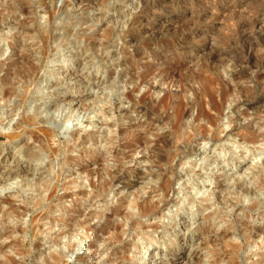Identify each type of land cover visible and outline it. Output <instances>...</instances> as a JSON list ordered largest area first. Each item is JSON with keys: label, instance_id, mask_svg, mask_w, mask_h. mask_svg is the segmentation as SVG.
<instances>
[{"label": "rangeland", "instance_id": "1", "mask_svg": "<svg viewBox=\"0 0 264 264\" xmlns=\"http://www.w3.org/2000/svg\"><path fill=\"white\" fill-rule=\"evenodd\" d=\"M173 1L174 7L151 0L156 15L129 30L130 15L140 12V0H0V11L5 16V23H0L4 34L0 41L1 62L13 53L12 49L26 50L39 57L40 37L48 35L49 57L43 59V67L37 71L23 114L46 117V125L57 134L50 145L63 150L60 156L44 153L38 161L20 160V164L34 167L35 173L43 178L50 174L47 187L39 186L41 194L28 189L18 192L17 181L7 189L0 186V197L10 198L15 209L11 216L0 214V264H49L56 251L68 252L69 240L80 244V249L78 258L67 264H123L118 256L128 253L134 243L140 247L134 254L143 256L144 264H187L186 260L196 254L199 261L191 264H205L211 259L208 249L201 246L208 235L194 234L191 245H186L191 235H184L180 221L187 216L176 215L180 224L171 226L168 215L175 213L176 199L190 191L185 186L186 176H182H191L193 173L188 169L192 166L198 171L199 166L208 165L204 171L207 172L204 190L198 197L204 192L215 197L220 188L232 186L238 178L244 179L248 186L255 180L259 169L250 165L259 159L254 158L253 162L246 159L257 149L264 151V0H220L212 9L200 0ZM225 7H229L224 11L226 14L219 12ZM48 11L54 12L53 18ZM147 28L151 29L133 40L127 36ZM108 29L112 33L105 38L103 34ZM128 60L132 64L124 65ZM151 66L155 73L147 77V82L155 87L138 81L134 91L131 76ZM161 71L165 72L162 76L158 75ZM65 89L72 95L91 93L98 99L94 104L97 107L82 112L70 110V119L69 109L63 105L55 112L45 110L48 104L36 109L37 104L48 100L59 105L56 102L59 96L51 94L59 92L64 96ZM15 100L11 98L6 106L0 104L3 133L13 130L17 123L19 112H8ZM211 102L223 106L213 109ZM180 106L184 108L182 127L177 123ZM200 110L206 117L204 114L197 117ZM209 115L215 118L214 124L207 120ZM182 128L186 130L183 134ZM251 134L258 139L251 142ZM80 140L84 142L82 146ZM0 143L5 153L18 156V147L10 139L2 138ZM28 145L34 147L32 140ZM231 146L236 149L233 155L226 151ZM82 152L87 155L81 157ZM64 154L79 160L62 169L60 161ZM223 164L228 166L221 170ZM167 167L176 170L168 203L158 215L143 219L148 223H167L168 232L158 230L146 243L141 229L134 227L122 237L121 244L112 245V226L121 220L120 216L110 220L97 216L119 210L124 214L119 199L129 197V190L122 189V181L116 179L107 190L101 191L97 175L92 180L96 184L91 185L85 171L103 172L107 180L111 173L118 172L117 175L136 183L134 189L146 187L143 196L150 193L155 200L157 193L150 187L159 183L157 176ZM249 197L236 207H228V213H224L228 215L218 218L212 226L218 233L230 227L231 241L242 245L237 254L240 264H250L259 258L258 236L246 244L244 235L250 233V226L245 224L264 230V194H261L263 208L257 210L245 208ZM25 208L27 214H17L16 211ZM210 211L209 208L206 213ZM202 220L198 216L191 221V230ZM261 236L264 237V231ZM169 245L179 248L163 257L157 256L163 251L170 252ZM260 252L264 260V247ZM108 257L116 261H106Z\"/></svg>", "mask_w": 264, "mask_h": 264}, {"label": "bare ground", "instance_id": "2", "mask_svg": "<svg viewBox=\"0 0 264 264\" xmlns=\"http://www.w3.org/2000/svg\"><path fill=\"white\" fill-rule=\"evenodd\" d=\"M161 2L163 4H169V5L173 6V7L175 5V2L173 0H161ZM200 2L208 4V6L212 9V8L216 7L217 4L219 2H221V1L220 0H200ZM139 3L141 4L140 12H138L137 14H131L130 15V21H129V27L130 28H129V30H132V28H134L136 25H141L144 20H147V19L155 16L156 13H157L155 10H153V6L154 5L152 4L151 0H140ZM228 8L229 7H225V9L223 8L219 12H224ZM61 10H64V8L61 9ZM48 12H49V15L53 18L54 15H55L54 12H50V11H48ZM198 14H200V13H198ZM4 17L5 16L0 11V23L1 22L5 23L4 22ZM220 22H221V20H220ZM0 27H1V25H0ZM1 29H0V41H2V39L4 38V34L1 31ZM149 29H151V28H147L146 30L143 29V30H141L139 32H136V30H135V32H136L135 34L134 33L133 34H127V36L131 37L132 40H133V38H135L139 33L141 35L142 33H145ZM133 31H134V29H133ZM111 33H112V30L108 29V30H105L104 34L103 33L102 34L106 38L108 36H111ZM104 37H103V39H104ZM47 38H48V35L40 37V41H39L40 44L38 46L39 47V53H38L39 57L37 56V58L34 57L32 54H29V52L26 51V50L25 51L17 50L15 52V50L12 49L13 53H11L3 62L0 61V73L3 72V75L0 77V104L3 103L6 106L11 98H15L16 100H15L13 106H11V108L9 109L8 112L11 113V114L14 111H18L19 112V117H18L17 123L14 126V129L9 131V132H7V133H5V132L3 133V132L0 131V139H2V138L10 139L11 142L16 145L15 147L16 148L18 147V156H16V153H5V150H3L0 147V186L3 187L4 189H7V187H10L11 184L13 183V181H17V182H19L18 184H20V185H17V188H16L18 192H23V191L28 189V190H32V191H35L36 193H40L41 194L42 192L40 191L39 186H41V185H45L46 186L49 183L50 179L48 177H50V174H47L48 177H46V178L44 177L43 178L41 175H37L35 173V168L34 167H29L28 165L25 166V165L20 164V160L22 158H26L28 161H38L42 157V155L44 153H48L50 156H53V157L54 156H58V155L60 156L61 154H63L62 148L50 145V143H51L50 141L57 134H56V130L54 128L46 125L47 118L43 117L42 115H40L38 113L23 114V110L26 107L27 101H28V99L31 98V94H32L31 92L33 90L32 86L35 84V80L38 77L37 71L41 67H43L42 66L43 59L45 57H49V49L50 48L48 47ZM103 39H102V41H103ZM100 40L101 39H99V41ZM104 43H106V40H105ZM97 46H99V45H97ZM22 50H24V49H22ZM85 51H87V50H85ZM35 54H36V52H35ZM149 58H150V56H149ZM13 59H15V61H12ZM129 64H132L131 60L126 61V63L124 65H129ZM153 73H155V72H154V69H152V66L150 68L148 67L144 72H142V73H140L138 75L134 76V74H135L134 73L131 76V82L133 83V88L132 89L135 91V89L137 88V84L136 83L138 81L140 82V84L149 85V88H154L155 86H152V85L149 84V82H147V80H148L147 77L149 75L153 74ZM164 73L165 72L161 71V72H158V75L162 76V75H164ZM209 82L212 83L213 81H210V79H209ZM62 85H63V83H62ZM51 87H53V86L51 85ZM182 90H184V89H182ZM224 91H226V89H224ZM63 92H65L64 96H61V94L59 92L51 94L52 95L51 97L59 96V98H57V100H56V102L59 105H55L50 100H48L45 103H41L39 105L37 104V108L36 109L37 110L41 109L42 105L48 104V106L45 107V110H47V112H50V109H52L53 112H55L56 110L60 109L59 106H62V105L65 108L69 109L68 113L70 112V110H79V111L81 110V112L82 111H90V109L94 108L93 106H96L94 104L98 100L97 98H96L97 100L95 99V96H93L91 93L86 92V91L81 92L80 95H72L66 89L63 90ZM226 92H224V93H226ZM127 98H129V100H130L131 92L129 94H127ZM140 99H142V97ZM211 104H213L211 107L213 109H217V110L220 109L221 105L223 106L222 103L214 104V102L213 103L211 102ZM94 109H93V111H94ZM183 109L180 106L178 108V111H177V123H178L179 127L183 126V123H182L183 120H181L182 119V115H183ZM202 115L206 117L205 113H203L200 110L199 113H198V116L197 115L196 116L197 117H201ZM211 116L212 115L207 116V120L211 124H214V122H216L215 118L213 116L212 117ZM67 117L70 119L72 117V113H69V115ZM3 121H1L0 124H3ZM178 126H177V128H178ZM211 127H212V125H211ZM184 128H186V127L184 126ZM178 131L180 132L181 130H178ZM185 131L186 130L182 131V134ZM27 134H29V136L26 138ZM182 134H181V136H182ZM186 135H188V137L191 136L190 133L189 134L187 133ZM253 135L254 134H251L250 136H253ZM215 136H217V135L215 134ZM246 137L248 138V136H246ZM255 137L256 136H253L249 140L251 142H254L256 139H258V138H255ZM185 138H184V140H185ZM29 140H32V143H33L34 147H30L29 146L30 144L28 145V141ZM80 141L81 142H79V145L82 146L84 144V142L82 140H80ZM186 141L188 142L189 140H186ZM22 142H23V144L21 146H18V143H22ZM76 142H78V140H74V143H76ZM188 143H190V142H188ZM34 148H35V150H34ZM221 150H222V148H221ZM226 151L233 155L235 153L236 149L234 150L232 148V146H231V147L227 148ZM89 152H90V150H89ZM173 153H175V152H173ZM99 154H101V153H99ZM251 154L252 155L249 156L246 160L250 161V162L251 161L253 162L254 158L259 159L258 163H255L254 165H250V167H252V168H255V167L258 168L259 171L256 174L254 182L250 186L245 184V180L244 179L241 180L240 178H238V179L235 180V183L232 186L229 187V185H228V188H226V189L225 188H220V193H218L215 197H213V195L211 193H206V192L202 193V195L200 197H198V195L202 192V190H204L203 186L205 184V180H206V177H207V176H205L206 175L205 173H207V172L204 173V171L208 169V165L204 164L203 167L199 166V170L198 171H196L195 167L192 166L191 168L188 169V171L193 173V174L191 176H189V175H183L182 176V177L186 176V179H185V181H186L185 184L186 185L185 184L184 185L185 186H189L190 191L187 194L184 193V195H182L179 199H176L178 201L177 202L175 201L176 202L175 213L168 215L169 225L177 226L181 222V225H183L184 231H185L184 235H188V236L191 235V237H187V239L185 241L186 245H191L192 236L194 234L195 235L196 234H204V235L207 234L208 235V237L203 239V241L201 243L202 248L204 250L208 249V251L211 254V259L208 262H206L205 264H240L239 261H238L237 254L240 251V249L242 248V245L239 242H237V243L235 242L234 243V241L233 242L231 241L232 232L229 231L230 227H226V228H224V230L222 232L218 233L217 230H215V229L212 230V226L216 225V221H217L218 218L221 219L225 215H228V214H224V213H228V210H229L228 207H236L238 204L243 203L245 201V199L247 197H249V196H250L249 197V203L247 204V206H245V208H247L248 210H257V209L263 208V202L261 200V194H264V151H262L260 149H257ZM85 155H87V153L86 152H82V154L80 156L83 157ZM158 157H159V155H158ZM221 158H223V156ZM61 159L62 160L60 161V165H61L62 169H64V167L66 165H70V163H72V162H74L76 160H79L76 157L73 158L71 156H66L65 154H64L63 158L61 157ZM159 159H160V157H159ZM162 160H163V158H162ZM227 166L228 165L223 164V166H221V170H224L225 167H227ZM50 167H51V164H48V169H50ZM210 167H211V165H210ZM167 168H166V170H163V172L161 171V173L158 174V176L156 175L158 177L159 183H156L157 185H154V186L151 185V187H150L152 192H156L157 193V196H156L155 200H153L154 198L150 195V193L147 194L146 196H143L144 195L143 194L144 193L143 189L146 188V187H143L141 189L136 187V189H134V185H136V183H132L131 182L132 180L127 179V177H125L122 174L117 175L118 172L111 173L112 174L111 178L109 180H107V179H105L106 177L105 178L103 177V175H102L103 172L102 173H100L99 171L93 172V171L85 169V170H87V171H85V173L87 175L86 180L87 181L89 180V183L91 185L95 183V182L93 183V181H92L94 175H97V177H98V186L100 187L101 191L107 190L106 189V188H108L107 186L110 183L112 184V182L115 181L116 179L122 181L121 182V188L122 189L129 190V195H130V196L128 195L129 197H124L123 196V197H121L119 199V204L124 206V210H125L124 214H120L122 211L119 210V211H114L112 214H99L97 216L100 220L101 219L110 220L111 218H115V217L120 216L119 218H121V220H119V222H117V223H114L113 226H112L113 235H112L111 241H110L112 245H114L115 243H118V244L120 243L121 244V242H123V238L122 237L130 229H133L134 227H138V228L141 229L140 230V234L142 235V237H143V239H144V241L146 243L150 242L153 239L154 234H155L154 232H158V230H161V233L162 232H168L167 231V225H166L167 223L163 224V223H161L159 221L158 222H154L153 221V222L148 223L147 221H145V219H143V218H146V217L152 218L153 216L158 215V213H160V211H162L163 207L168 203L167 201H168L169 193H170V191H171V189L173 187L172 186L173 185V181H174L173 177H174V175H176V172H175L176 170H174L172 167L171 168L169 167L168 169ZM118 169H119V167H118ZM167 172L170 174L169 176H168ZM139 174L143 175V173H140V172H139ZM54 177H55V175H54ZM54 177H53V179L56 178V177L55 178ZM59 177H60V175L57 174L56 183H58V181L60 179ZM53 182L55 184V180ZM76 182H79V180H76ZM224 191H225V193H224ZM53 192L54 191H52V193ZM9 199H7V198L5 199V198L0 197V214L2 216H9L11 213L15 212V209L13 208L14 206H12L13 204L12 205L10 204V200ZM209 208L212 209V211L206 213V210L209 209ZM26 209L27 208L22 209L21 211L18 210L16 212H17L18 215L19 214H27L26 212L28 211V209L27 210ZM199 213H201V214H199ZM176 215H180V216L186 215L187 218L183 219L180 222H177L176 218H175ZM229 215H231V214H229ZM198 216H202V219H203L202 223H198L195 226V228L193 230H191V228H190L191 221H194L196 219V217H198ZM87 225L89 226L90 229L92 228L89 221H88ZM245 226L246 227L250 226V228H249L250 229V233L244 235V240H245L246 244H250L251 243V239H253L255 236H258L257 250H259L258 251V255H259L258 257L259 258L256 261H254V262H252L250 264H264V260L262 259L263 254L260 252V250L264 247V237L261 236L263 231H264L263 227L257 226L255 228H251V224H247V223L245 224ZM87 228L88 227H86V229ZM67 242H68L67 245L69 247L68 252L67 251L66 252L56 251V254L52 256V260L50 261L49 264H59L60 262H65L67 264L68 262H72L73 260H76V258H78L77 252L80 249V244H74L70 240L67 241ZM60 244H61V242H60ZM107 244H109V243H107ZM111 244H109V245H111ZM220 246H221V248H220ZM222 246H224L225 248H222ZM139 248L140 247H138L134 243L132 245V247L129 248L128 253H126L125 255H122V256H118V259L120 261H122L123 264L124 263H128V264H144V260H145L144 257L143 256H137V255L134 254L138 250L140 251ZM175 248L178 249L179 247H175L173 245H169L167 249L170 252L163 251L161 253H158L157 256L160 255L159 257H163L165 255H168ZM107 250H108V248H107ZM131 253H132V255H130ZM141 255H142V253H141ZM108 258H107L106 261H109V262L110 261H116V260H114V259H112L110 257H108ZM173 258H174V256L170 258V261H172ZM79 259H80V257H79ZM198 259H199V257L196 254L192 258H188L186 261H187V264H191L192 262H195ZM46 262H49V260L48 261L46 260ZM75 262H77V261H75ZM116 263L117 262H115V264Z\"/></svg>", "mask_w": 264, "mask_h": 264}]
</instances>
